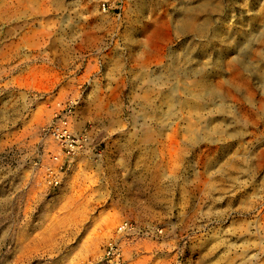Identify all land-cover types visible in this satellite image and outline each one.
Segmentation results:
<instances>
[{
  "label": "rangeland",
  "instance_id": "1",
  "mask_svg": "<svg viewBox=\"0 0 264 264\" xmlns=\"http://www.w3.org/2000/svg\"><path fill=\"white\" fill-rule=\"evenodd\" d=\"M61 117L94 139L54 186ZM112 238L123 264H264V0H0V264Z\"/></svg>",
  "mask_w": 264,
  "mask_h": 264
},
{
  "label": "built area",
  "instance_id": "2",
  "mask_svg": "<svg viewBox=\"0 0 264 264\" xmlns=\"http://www.w3.org/2000/svg\"><path fill=\"white\" fill-rule=\"evenodd\" d=\"M45 131L59 146L58 150L51 153L53 166H46L51 183L54 186H58L61 183L60 175L67 170L71 161L84 151L90 141L94 139V127L93 124L89 122L85 131L76 133L69 126L67 119L61 117ZM133 230V223L124 221L118 225L116 235H126L130 241H133L131 238L133 234L129 233ZM123 261L124 256L121 243L116 238H112L106 245L103 255L98 260L87 264H123Z\"/></svg>",
  "mask_w": 264,
  "mask_h": 264
},
{
  "label": "bare ground",
  "instance_id": "3",
  "mask_svg": "<svg viewBox=\"0 0 264 264\" xmlns=\"http://www.w3.org/2000/svg\"><path fill=\"white\" fill-rule=\"evenodd\" d=\"M184 25H185L188 29H191V28L194 26V18H193V14H189V15L185 18V20H184ZM168 80H169V77H168ZM168 82H169V81H168ZM169 83H170V82H169ZM208 89L211 90V92L213 91L211 85H209V83L206 82V81H204V83L201 84V85L198 86V87H195V88L191 87V92H192L193 96L195 97V99L192 100V102H193V106H197L198 102H200V100H201L202 97H203V92H204L205 90H206V91H209ZM209 92H210V91H209ZM211 96H212V94H211ZM190 126H191L190 128L193 129V130H196V129L198 128V126L195 125V124H194V125H190ZM74 128L78 130V128H77L76 126H75ZM138 147L141 148L140 143L138 144ZM116 230H117V228H116ZM116 230H115V233H116Z\"/></svg>",
  "mask_w": 264,
  "mask_h": 264
}]
</instances>
